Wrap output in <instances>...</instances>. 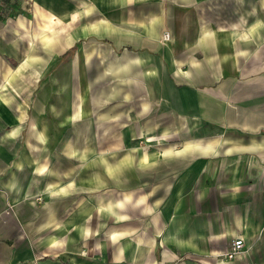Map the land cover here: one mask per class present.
<instances>
[{
  "label": "crops",
  "instance_id": "obj_1",
  "mask_svg": "<svg viewBox=\"0 0 264 264\" xmlns=\"http://www.w3.org/2000/svg\"><path fill=\"white\" fill-rule=\"evenodd\" d=\"M0 264H264V0H0Z\"/></svg>",
  "mask_w": 264,
  "mask_h": 264
},
{
  "label": "built area",
  "instance_id": "obj_2",
  "mask_svg": "<svg viewBox=\"0 0 264 264\" xmlns=\"http://www.w3.org/2000/svg\"><path fill=\"white\" fill-rule=\"evenodd\" d=\"M246 249L247 247H246L245 240L243 238H236L231 243L229 250L224 254V258H227V259L235 258L239 256L240 254H242L243 252H245Z\"/></svg>",
  "mask_w": 264,
  "mask_h": 264
},
{
  "label": "rangeland",
  "instance_id": "obj_3",
  "mask_svg": "<svg viewBox=\"0 0 264 264\" xmlns=\"http://www.w3.org/2000/svg\"><path fill=\"white\" fill-rule=\"evenodd\" d=\"M29 7H31L30 4H29ZM167 36L170 37V34L166 33V34L164 35V38H166ZM74 49H75V48H72V49H70L68 52L71 53L72 51H74ZM70 53H68V54H70Z\"/></svg>",
  "mask_w": 264,
  "mask_h": 264
}]
</instances>
